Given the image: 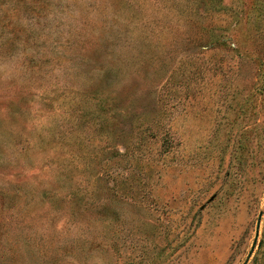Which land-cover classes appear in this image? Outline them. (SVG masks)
I'll use <instances>...</instances> for the list:
<instances>
[{
	"label": "rangeland",
	"instance_id": "obj_1",
	"mask_svg": "<svg viewBox=\"0 0 264 264\" xmlns=\"http://www.w3.org/2000/svg\"><path fill=\"white\" fill-rule=\"evenodd\" d=\"M0 264H264V0H0Z\"/></svg>",
	"mask_w": 264,
	"mask_h": 264
},
{
	"label": "water",
	"instance_id": "obj_2",
	"mask_svg": "<svg viewBox=\"0 0 264 264\" xmlns=\"http://www.w3.org/2000/svg\"><path fill=\"white\" fill-rule=\"evenodd\" d=\"M261 217H262V215H260V219H261ZM260 219H259V223H258L257 230H259V229H260ZM252 253H253V250L251 251V253H250V256L252 255Z\"/></svg>",
	"mask_w": 264,
	"mask_h": 264
}]
</instances>
